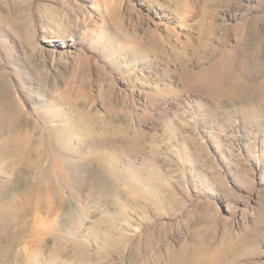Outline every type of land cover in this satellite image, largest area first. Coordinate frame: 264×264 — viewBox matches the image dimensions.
<instances>
[{
  "label": "rangeland",
  "instance_id": "374dc122",
  "mask_svg": "<svg viewBox=\"0 0 264 264\" xmlns=\"http://www.w3.org/2000/svg\"><path fill=\"white\" fill-rule=\"evenodd\" d=\"M263 87L264 0H0V264H264Z\"/></svg>",
  "mask_w": 264,
  "mask_h": 264
},
{
  "label": "bare ground",
  "instance_id": "6f19581e",
  "mask_svg": "<svg viewBox=\"0 0 264 264\" xmlns=\"http://www.w3.org/2000/svg\"><path fill=\"white\" fill-rule=\"evenodd\" d=\"M34 33V32H33ZM264 88V87H263ZM116 166L113 167V173L115 175V170L117 172V174L120 176V177H123L129 181H134L136 183H140L142 181H147L148 179L152 178H148L147 176H144V172L142 170H140L138 167H131L130 169H119L117 168ZM112 173V174H113Z\"/></svg>",
  "mask_w": 264,
  "mask_h": 264
}]
</instances>
